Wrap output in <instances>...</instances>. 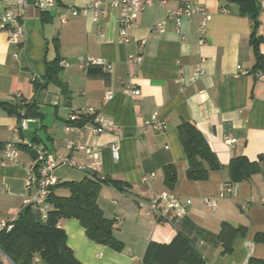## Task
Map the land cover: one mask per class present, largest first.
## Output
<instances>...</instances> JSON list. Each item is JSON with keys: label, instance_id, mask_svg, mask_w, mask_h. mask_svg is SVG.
I'll list each match as a JSON object with an SVG mask.
<instances>
[{"label": "crops", "instance_id": "obj_1", "mask_svg": "<svg viewBox=\"0 0 264 264\" xmlns=\"http://www.w3.org/2000/svg\"><path fill=\"white\" fill-rule=\"evenodd\" d=\"M35 1L27 0L25 32L15 47L0 33V219L18 218L24 209L25 169L34 165V155L21 147L18 163L3 164L4 144L14 140L13 129L24 119L27 129L20 137L73 163L54 171L58 183H78L96 175L125 186L118 190L104 184L97 199L104 217L115 221L113 235L122 243L121 251L91 241L75 219L59 222L68 247L82 264H143L150 242L168 244L177 234L191 241L203 264H250V258L263 259L264 242L256 243L254 238L264 233V82L255 76L264 73V10L260 9L264 0H256L255 24L239 14L234 0H154L134 15L127 43L119 42L118 9L105 6L94 22L92 12L71 14L92 0H55L44 11L34 7ZM180 6L204 7L210 14L203 35L199 15L167 19ZM7 9L17 11L0 1V12ZM162 20L164 31L154 35L153 26ZM253 30L263 57L258 68L250 43ZM87 57L104 65L83 69L78 58ZM54 60L68 66H59L54 79H45L47 63ZM238 66L249 74L237 75ZM198 68L204 75L193 81ZM127 78L138 96L120 91ZM107 92L113 94L110 100L105 98ZM2 102L16 105V110ZM83 108L112 120L117 131L93 135L90 125L80 132H65L69 116ZM154 113L165 122L162 132L144 126ZM181 122L201 132L220 164L204 181L186 178L188 163L177 133ZM227 138L237 141L226 146ZM71 143L100 149L98 162L84 151L69 149ZM113 143L118 145L116 160L109 149ZM238 156L260 160V171L232 183L228 166ZM167 166L176 173L171 189L164 185ZM160 192H169L181 202L191 200L186 214L173 224L157 222L140 207ZM55 194L66 197L69 192L59 188ZM205 199L214 200L216 208L209 209ZM223 225L244 230L229 253H223L222 243L203 238L218 235ZM33 264L47 263L36 259Z\"/></svg>", "mask_w": 264, "mask_h": 264}, {"label": "trees", "instance_id": "obj_2", "mask_svg": "<svg viewBox=\"0 0 264 264\" xmlns=\"http://www.w3.org/2000/svg\"><path fill=\"white\" fill-rule=\"evenodd\" d=\"M234 2L239 6V14L248 17L255 24L259 11L256 0ZM258 42L253 30L250 43L257 61L255 68L260 67L263 59L258 53ZM58 68V60L47 63L45 79H54ZM1 105L13 112L16 110V105L8 102H2ZM177 133L187 159L186 178L189 181H204L211 171L220 169L215 154L193 124L181 122L177 126ZM259 162L260 160L251 162L242 156L231 159L228 166L231 182L239 183L259 173ZM163 173L164 185L171 189L176 182L175 170L172 166H167ZM104 184L118 190L125 187L122 182L105 178L101 180L92 175L78 183H57L52 187L47 198L51 209L45 220L40 218L34 207H25L14 222L13 229L8 233H0V264H33L36 259L47 264H82L68 247L64 231L58 228L59 222L63 219L77 220L91 241L114 251H121L123 245L113 235L115 221L104 217L97 204L101 186ZM59 188L67 189L69 195L66 197L56 195L55 190ZM241 234H244L243 229L223 225L218 235L205 234L203 238L222 243L223 253H229L234 240ZM254 241L263 243L264 233L257 234ZM249 263L264 264V258H250ZM143 264H203V261L194 250L191 241L177 234L168 244L150 242L143 256Z\"/></svg>", "mask_w": 264, "mask_h": 264}, {"label": "built area", "instance_id": "obj_3", "mask_svg": "<svg viewBox=\"0 0 264 264\" xmlns=\"http://www.w3.org/2000/svg\"><path fill=\"white\" fill-rule=\"evenodd\" d=\"M5 3H9L13 9H7L0 12V33H4L7 37V42L11 47H15L21 40L25 32L24 13L29 7L27 0H0ZM154 0H92L86 7L81 10H72V16L83 15L93 13L94 22H98L99 17L105 12L104 7L108 6L113 9L119 10V15L116 19L118 25V35L120 43H127L128 36L127 30L133 26L134 15L144 6H149ZM165 0H160L163 3ZM35 8L44 11L52 8L55 5V0H37L33 4ZM260 9L264 10V2L260 5ZM193 15L200 16L199 34L205 33L207 22L210 20V14L204 7H189L180 6L175 10H172L167 19L175 18L179 21L181 17H190ZM165 20H162L155 24L152 28L154 35L161 34L164 31ZM13 57L16 59V53H13ZM135 61L140 64L141 57L135 58ZM78 64L81 68H89L91 66H102L104 62L100 59L91 57L78 58ZM59 66L67 67L68 65L64 61L59 62ZM110 70V66H106ZM249 72L242 67H237V75H248ZM204 71L201 68L195 70L192 75V80H198L202 78ZM256 78L259 81L264 82V73L256 72ZM120 91L127 96H138L139 91L133 86L131 79L127 78L123 81V85ZM113 94L107 92L105 94L106 100H110ZM92 127V134L98 135L103 132H115L117 131V125L110 119L101 116L95 112L92 108H83L79 111L72 113L68 118V124L64 127L65 132H69L71 129H75L80 132L83 129ZM144 126L153 132H162L165 129V122L159 117L157 113L150 115L144 120ZM27 129V120L22 119L17 127L13 129V134L16 136L13 141L6 142L3 148V164L18 163V157L20 148L23 147L27 151L34 155V165L25 169L28 178L26 180V195L22 201L23 207L32 206L37 209L38 214L42 220H45L49 212V204L47 198L58 180L54 176V171L63 165L73 167V163L69 159L63 156H55L46 148L41 147L25 138L20 137ZM236 139L227 138L224 140L226 146H231L236 143ZM69 149H77L84 151L89 157H91L95 163L98 162L100 149H90L83 147L79 144L71 143L68 146ZM112 157L118 159V145L113 143L109 146ZM83 170V167H78ZM154 177V174H151ZM101 180L104 177H100ZM145 180V178H144ZM205 205L214 210L216 203L212 199H205ZM191 204V200L188 199L181 202L177 197L169 192H160L151 197L147 202L140 204L147 216L153 217L157 222L163 224H173L176 220L183 217L188 206ZM17 218L7 221L0 219V233L10 232L13 229L14 222Z\"/></svg>", "mask_w": 264, "mask_h": 264}]
</instances>
